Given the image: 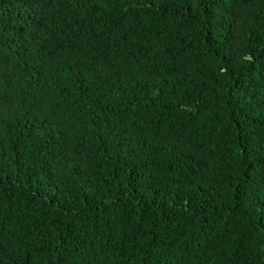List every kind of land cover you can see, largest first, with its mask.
Listing matches in <instances>:
<instances>
[{"label": "trees", "instance_id": "obj_1", "mask_svg": "<svg viewBox=\"0 0 264 264\" xmlns=\"http://www.w3.org/2000/svg\"><path fill=\"white\" fill-rule=\"evenodd\" d=\"M0 264H264V0H0Z\"/></svg>", "mask_w": 264, "mask_h": 264}]
</instances>
